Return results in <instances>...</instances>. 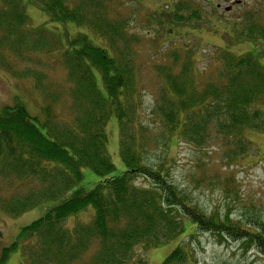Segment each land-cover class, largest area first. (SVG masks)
I'll return each instance as SVG.
<instances>
[{
    "label": "trees",
    "instance_id": "trees-1",
    "mask_svg": "<svg viewBox=\"0 0 264 264\" xmlns=\"http://www.w3.org/2000/svg\"><path fill=\"white\" fill-rule=\"evenodd\" d=\"M29 1L53 22L92 27L110 47H100L88 36L79 35L69 38L68 47L59 51L74 85L71 121L64 125L55 122L51 105L44 107L47 119L43 121L20 101L0 111V211L19 215L63 196L59 204L20 231L19 239L36 237L31 264H73L93 248L85 264H128L141 248L161 246L184 233L183 216L195 229L247 240L264 255V223L243 226L228 215L223 219L207 213L169 180L167 160L153 165L145 162L142 153L144 144L164 129L170 141L175 137L177 142L186 139L198 146L220 138L233 151L231 159L248 153L250 141L242 137L246 128L264 132V110L253 107L264 100V65L257 56L223 54L225 66L199 81L194 75L193 52L186 51L183 61L180 52L173 53L180 64L178 71L173 70L174 65L157 67L161 92L152 117L161 122L158 132L156 125L140 120L144 87L134 53L119 48L123 43L131 49L130 42L135 40L131 41L135 36L126 37L133 34L126 30L128 19L120 13V4L112 0ZM174 17L179 23L188 19L179 7ZM42 28L31 27L21 0H4L0 7V67L44 79L43 71L18 68L19 62L37 61L39 66L42 56L56 52L58 44ZM260 32L264 37V29ZM97 72L105 93L99 89ZM57 97L51 94L49 99L57 101ZM113 114L121 127L120 153L126 165L119 176L111 175L114 165L106 155L105 126ZM212 126L215 132L208 135ZM86 168L103 177L87 192L76 189ZM227 175V180L236 181L234 174ZM137 178L151 185L138 184ZM89 206L95 211L91 222L66 226L68 217ZM16 247L17 242L7 247L0 262ZM140 264L146 261L140 259ZM162 264L197 263L180 243Z\"/></svg>",
    "mask_w": 264,
    "mask_h": 264
},
{
    "label": "rangeland",
    "instance_id": "rangeland-1",
    "mask_svg": "<svg viewBox=\"0 0 264 264\" xmlns=\"http://www.w3.org/2000/svg\"><path fill=\"white\" fill-rule=\"evenodd\" d=\"M73 2V0H70ZM120 4V13L128 19L126 30L134 41L128 45L121 43L120 49L133 52L139 65V78L144 90L141 94V121L156 125L158 132L161 122L154 121L152 109L161 92L157 80V67L174 65L178 71L180 64L173 55L181 53L183 61L186 51L191 50L195 77L201 81L206 73L214 74L225 66V54L243 56L255 54L259 63L264 65V0H112ZM29 16L32 28L43 27L56 41V52L51 56H42L41 65L37 61L19 62L18 68L29 66L32 70L43 71L46 77L36 79L24 71L11 72L0 67V111L6 105L18 101L25 104L29 113L46 120L44 107L51 105L55 113V122L64 125L74 116L72 105L73 82L69 79V69L60 60L67 40L79 35L88 36L95 45L108 47L104 37L85 24L58 23L29 0H21ZM4 0H0V7ZM188 19L175 22V10ZM196 12L194 18H190ZM47 33V34H48ZM110 51V50H109ZM111 53V51H110ZM224 54V55H223ZM132 56V54H131ZM222 56V57H221ZM157 65V66H156ZM215 71L214 73H211ZM197 72H200L198 75ZM99 89L105 93L101 74L97 72ZM53 94L57 101L49 99ZM253 106L264 110V100ZM216 127L208 130V135ZM107 135L106 155L114 165L111 175L119 176L126 171L121 157V127L113 114L105 126ZM167 130H161L155 138L144 144L142 153L145 162L156 165L167 160L170 164L169 180L184 191L189 200L209 214L225 218L244 225L260 226L264 223V132L246 128L242 137L250 141L249 151L245 155L230 158L233 151L220 138L209 139L205 145L198 146L182 139L167 138ZM170 141V142H169ZM168 143V144H167ZM167 144V145H166ZM226 145V146H225ZM169 147V149L167 147ZM84 178L78 182L76 189L87 192L103 179L94 171L83 170ZM227 173L234 174L235 182L227 180ZM230 176V175H229ZM138 184L151 185L143 178H137ZM63 196L46 200L34 208L19 215L0 211V258L7 247L17 242V247L10 251L7 259L0 264H31V250L36 244V237H19L23 227L29 225L46 213L47 208L59 204ZM95 217L93 207L82 211L77 216L67 218L65 224L73 228L78 223H89ZM184 233L167 243L153 247L141 248L133 255L128 264H162L178 244L189 251L197 264H264V255L247 240L237 239L232 235H219L195 229V224L186 217L181 218ZM93 246H91L92 248ZM89 251V250H88ZM94 248L73 264H85Z\"/></svg>",
    "mask_w": 264,
    "mask_h": 264
}]
</instances>
